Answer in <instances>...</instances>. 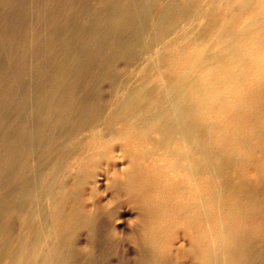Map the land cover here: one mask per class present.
I'll return each mask as SVG.
<instances>
[{"label": "bare ground", "instance_id": "bare-ground-1", "mask_svg": "<svg viewBox=\"0 0 264 264\" xmlns=\"http://www.w3.org/2000/svg\"><path fill=\"white\" fill-rule=\"evenodd\" d=\"M103 2L42 81L29 134L2 139L0 257L94 264L102 242L136 264H264V0Z\"/></svg>", "mask_w": 264, "mask_h": 264}, {"label": "rangeland", "instance_id": "rangeland-1", "mask_svg": "<svg viewBox=\"0 0 264 264\" xmlns=\"http://www.w3.org/2000/svg\"><path fill=\"white\" fill-rule=\"evenodd\" d=\"M103 1V5H106L107 2L111 0ZM97 2L98 0H0V105H2L0 106V108L2 109H0V206L4 203L7 204V199L5 198V193L3 192L5 191V189H7L8 191L7 185H9L10 187V184L13 183L12 177H10V168H7L8 170L6 169V167L10 166V163L8 161L9 159H7V157L5 159L4 156L2 157V139L12 127V129L17 128L16 131H22L23 129L28 131L30 129V126L32 125L31 119H33V113H31L30 110L32 107H34L33 103L35 102L34 99H36L35 94H37V90H39V87L41 86L43 80L47 79L49 76H52V71L55 70L54 67L56 68L58 65H60L58 63L61 62L64 57H66V47L72 44L73 39H76L77 35H79V33H75L76 30H80V27H83L86 24L85 11L92 6L97 5ZM50 33H52V35ZM60 47H62L63 49H61ZM49 49L51 50L50 53L48 51ZM52 59L54 60L52 61ZM56 60L59 62H56ZM38 63L39 66L36 65ZM4 91L6 92L4 93ZM15 94L16 96H12ZM7 95L8 97H6ZM20 96L22 98H20ZM22 99L23 102L21 101L20 104L24 103L25 101L26 102L23 105H19L18 102ZM6 105L8 107H6ZM4 106L6 108H4ZM14 107L16 108L14 109ZM16 109L17 111H15ZM22 112L24 113L21 114ZM17 113H20V115L18 116ZM23 117L25 122L26 119L28 120L25 124L19 123ZM12 129L10 130L11 132ZM26 133L29 134V131L25 132V134ZM30 140H33V136L30 138ZM36 156L38 157V155ZM34 158L35 157L31 156L29 158H26L25 164L27 165V167L32 168L31 166L34 167L33 164L37 165L38 160H34ZM104 183L105 180L100 177L98 179L99 191H103L105 187ZM4 185L7 187L5 188ZM102 195L103 193H101V196ZM1 197L3 199H1ZM132 218L133 213L123 209L118 218L119 221L117 220V226L123 230L128 231L127 228L129 225L127 224ZM19 228L20 219L16 217L8 222V230L4 229L7 230L4 231V234L9 246L15 242V240L13 239L14 237L12 236H16V234L19 233ZM9 236L12 238H10ZM85 238L86 236L85 234H83L80 239L83 242L85 241ZM101 243L102 242H99L97 248L98 250L94 254V264H136V262L138 261V258L134 259V257H132L133 255H128L129 253L127 254L126 252H124L122 250V247L119 252L114 255L110 252L105 243L104 245H102ZM124 247L127 249L129 247L131 250H134L132 246L128 245V242H125ZM6 262L7 255H1L0 264H7ZM183 262L184 264H193L190 259H185L183 260Z\"/></svg>", "mask_w": 264, "mask_h": 264}]
</instances>
